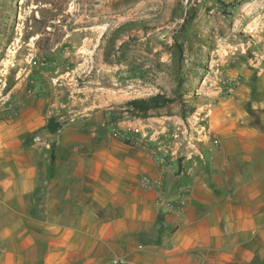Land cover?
Here are the masks:
<instances>
[{
  "label": "crops",
  "instance_id": "crops-1",
  "mask_svg": "<svg viewBox=\"0 0 264 264\" xmlns=\"http://www.w3.org/2000/svg\"><path fill=\"white\" fill-rule=\"evenodd\" d=\"M167 1L108 0L126 64L144 57L130 54L133 37L160 51L150 40L162 33ZM237 72L232 94L202 86L212 99L191 125L157 137L171 153L166 195L188 188L181 211L154 206L140 177L161 176L158 164L115 138L108 107L75 112L78 101L54 89L0 118V264H264V59Z\"/></svg>",
  "mask_w": 264,
  "mask_h": 264
},
{
  "label": "rangeland",
  "instance_id": "rangeland-1",
  "mask_svg": "<svg viewBox=\"0 0 264 264\" xmlns=\"http://www.w3.org/2000/svg\"><path fill=\"white\" fill-rule=\"evenodd\" d=\"M169 3L172 12L166 14ZM163 5L162 33L150 40L160 51L146 49L133 37L130 54L144 57L126 64L123 45L113 42L118 34L109 33L116 17L107 11L108 0H0V118L39 92L59 89L78 101L75 112L96 114L108 107L115 138L133 147L128 134L155 147L167 145L157 137L172 139L176 126L186 130L193 113L183 121L175 102L139 118L128 112L125 101L165 93L181 95L186 108L207 103L212 98L204 97L202 86L217 89L242 63L254 68L264 59V0ZM80 25L83 31L75 32ZM155 125H160L157 132Z\"/></svg>",
  "mask_w": 264,
  "mask_h": 264
},
{
  "label": "built area",
  "instance_id": "built-area-1",
  "mask_svg": "<svg viewBox=\"0 0 264 264\" xmlns=\"http://www.w3.org/2000/svg\"><path fill=\"white\" fill-rule=\"evenodd\" d=\"M187 5L193 4L197 0H184ZM264 36V33H263ZM264 44V43H263ZM264 54V50H263ZM239 80L231 79L221 85V94L224 96H229L233 93L235 88L238 86ZM40 93V92H39ZM17 111V106H12L10 108V113L7 116H11ZM127 138L131 141H134L139 147L148 152L152 156L156 163L158 164L159 171L162 173L158 178H152L148 175H142L140 177V182L145 188H150L155 192L154 206L158 209L159 212H171V211H181L185 207L188 200V188L187 186L177 183L174 186V191L171 196L166 195L165 193V179L163 177V172L170 168L171 165V153L165 147H155L146 139L142 137L134 138L127 135ZM38 138L36 137V140ZM190 168L192 165L189 166ZM180 171V168L177 169V172ZM185 171L184 164L181 168V173ZM109 264H124V260L121 257H118Z\"/></svg>",
  "mask_w": 264,
  "mask_h": 264
},
{
  "label": "trees",
  "instance_id": "trees-1",
  "mask_svg": "<svg viewBox=\"0 0 264 264\" xmlns=\"http://www.w3.org/2000/svg\"><path fill=\"white\" fill-rule=\"evenodd\" d=\"M178 102L180 105L179 117L185 121L189 114L193 113L196 103L192 102L191 106L186 108L183 97L178 94L167 95L165 93H155L145 97H135L125 101L124 105L128 112L139 118L148 117L152 111L167 107L168 105ZM111 119V118H110ZM109 120V119H108ZM111 120H109L110 122ZM58 127V123L50 118L47 123V129L54 131ZM125 144H129V140H122Z\"/></svg>",
  "mask_w": 264,
  "mask_h": 264
}]
</instances>
